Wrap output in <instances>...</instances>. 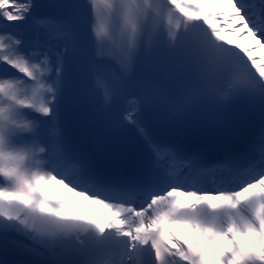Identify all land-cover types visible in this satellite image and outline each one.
<instances>
[{
  "label": "snow or ice",
  "instance_id": "6c2138e0",
  "mask_svg": "<svg viewBox=\"0 0 264 264\" xmlns=\"http://www.w3.org/2000/svg\"><path fill=\"white\" fill-rule=\"evenodd\" d=\"M256 48L264 0H0V264H264Z\"/></svg>",
  "mask_w": 264,
  "mask_h": 264
},
{
  "label": "bare ground",
  "instance_id": "6f19581e",
  "mask_svg": "<svg viewBox=\"0 0 264 264\" xmlns=\"http://www.w3.org/2000/svg\"><path fill=\"white\" fill-rule=\"evenodd\" d=\"M205 7L207 8H214V7H217L211 3L209 4H206ZM224 5H220L219 8H223ZM238 35L239 34H235V35H229V39L235 41L237 44H241L243 45L244 47H247V48H252L255 46L256 44V41L255 40H252L250 37H247V36H244L242 39H238ZM252 55L254 57H262L264 56V49H260V48H256V51H254L252 53ZM54 195L56 196H59V197H67L69 200H72L74 202H79L80 201V198L78 197H75L72 193H68L66 192L65 190L61 189L59 190L58 192H55ZM187 202V201H185ZM84 203H87V201H85ZM100 211H103L105 215H107V210L105 209H99Z\"/></svg>",
  "mask_w": 264,
  "mask_h": 264
}]
</instances>
